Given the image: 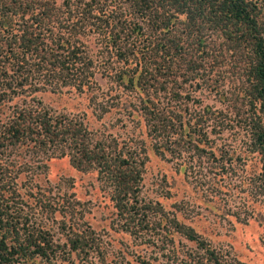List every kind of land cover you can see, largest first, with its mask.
I'll return each mask as SVG.
<instances>
[{"label": "rangeland", "instance_id": "obj_1", "mask_svg": "<svg viewBox=\"0 0 264 264\" xmlns=\"http://www.w3.org/2000/svg\"><path fill=\"white\" fill-rule=\"evenodd\" d=\"M87 1V9L102 23L121 19L130 3ZM65 2L56 1L63 10ZM79 39L88 45V69L95 74L89 89L78 90L72 82L44 84L41 78L35 91H19L16 82L0 85V190L6 197L18 190L9 202L0 201V217L12 230L8 243L33 234L53 236L56 245L49 257L31 254L15 264H142L144 259L186 264L171 249L187 251L195 244L178 232L175 238L164 232L159 223L166 215L194 227L230 257L264 264L259 216L264 189L258 180L260 155L252 152L248 130L252 108L243 70L222 40L209 39L203 53L191 50L196 64L182 58L161 65L138 63L132 46L128 58L123 57L122 50L106 48L98 33ZM77 46L84 51L79 42ZM196 72L201 78H194ZM5 75L18 72L1 62L0 77L10 79ZM25 109L29 118L24 125L34 132L18 140L7 129ZM44 110L53 119L66 114L79 120L94 143L114 139L125 151L138 152L142 179L136 214L118 215L97 170L79 169L68 155L62 157L60 147L36 142L43 130L34 117ZM71 193L82 201L80 224L88 223L95 232L97 245L89 255L73 253L66 245L73 212L56 203ZM155 205L165 212L157 214Z\"/></svg>", "mask_w": 264, "mask_h": 264}, {"label": "trees", "instance_id": "obj_2", "mask_svg": "<svg viewBox=\"0 0 264 264\" xmlns=\"http://www.w3.org/2000/svg\"><path fill=\"white\" fill-rule=\"evenodd\" d=\"M56 1L0 0V63L7 62L18 72V75L4 76L10 79L0 77V85L16 82L21 88L19 91L32 87L35 91L39 89L35 87L37 82L42 80L44 84L72 82L78 90L89 89L88 84L94 82L95 74L88 69L91 62L88 45L79 39L86 33L102 35L104 46L122 50L125 58H128L126 50L132 46L133 58L138 63L161 65H169L182 58L188 64H196L197 57L190 51L200 53L207 48L209 39L217 37L243 70L247 83L245 92L252 108L248 130L252 152L260 155L262 166L258 180L264 189V0H128L130 3L122 18L106 23L94 19L87 9L90 1L66 0L67 8L64 10ZM77 3L85 5L84 9L80 10ZM66 12L70 14L65 15ZM78 42L84 51L77 46ZM196 74L199 73L196 72L194 78H201ZM27 114L26 109L22 110L7 129L18 140L24 139L26 133L34 132L32 127L24 125L29 118ZM47 115L48 111L44 110L34 117L37 119L34 123L40 124L43 130L41 141L38 139L36 142L43 146L60 147L62 157L68 155L79 169L97 170L98 178L109 190L118 215L124 218L136 214L140 210L139 186L142 179L138 152L125 151L114 139L94 143L91 133L79 120L66 114L54 119ZM29 138L31 140L32 137L27 140ZM32 140L35 141V138ZM64 147L70 151L67 153ZM17 191L14 189L12 195L6 197L0 190V201L7 199L9 202L10 198H14L12 196L18 194ZM71 194L60 196L56 203L61 210L73 212L66 245L73 253L89 255L97 245L95 232L88 223L85 227L80 224L84 217L81 215L84 212L80 206L82 201L74 193ZM153 209L157 214L165 212L159 205ZM259 216L264 222V213H259ZM159 226L171 238H175L178 232L195 244L187 251L173 246L171 252L182 256L180 262L249 264L214 247L194 227L186 225L177 216L171 220L167 215L163 216ZM11 232L10 225L0 217V264L24 262L31 254L49 257L51 252L55 253L53 236L29 234L11 245L8 243ZM142 264L149 262L144 259Z\"/></svg>", "mask_w": 264, "mask_h": 264}]
</instances>
